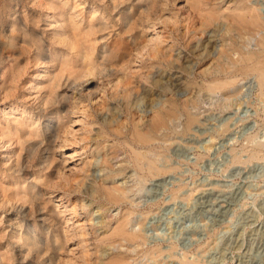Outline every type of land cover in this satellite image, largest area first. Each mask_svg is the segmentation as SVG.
Returning a JSON list of instances; mask_svg holds the SVG:
<instances>
[{"label": "rangeland", "instance_id": "374dc122", "mask_svg": "<svg viewBox=\"0 0 264 264\" xmlns=\"http://www.w3.org/2000/svg\"><path fill=\"white\" fill-rule=\"evenodd\" d=\"M108 1L0 0V264H264V27L238 21L246 0H155L131 30Z\"/></svg>", "mask_w": 264, "mask_h": 264}, {"label": "bare ground", "instance_id": "6f19581e", "mask_svg": "<svg viewBox=\"0 0 264 264\" xmlns=\"http://www.w3.org/2000/svg\"><path fill=\"white\" fill-rule=\"evenodd\" d=\"M108 1V0H107ZM148 2L147 3V5H142V3L143 2ZM158 1V0H157ZM53 2V1H52ZM109 2V4H110V6H112V8L115 10V9H117V8H119V6L120 5H123L124 7L126 6V5H130V9L128 8H121L120 10H119V13H117V14H119L120 16H121V19H124V21L126 22V24H127V27L129 28V29H133V27H132V25L136 22H134V23H132L131 22V20H132V18H130V17H132V11H134L133 9H134V7L137 5V3L138 4H140V5H138L139 6V9L141 8V10H140V13L143 15V14H145V13H147L148 15H149V9H151V5H154L155 4V0H109L108 1ZM167 2V1H166ZM249 2H251V5H249L248 3ZM54 3V2H53ZM96 3V2H95ZM168 3V2H167ZM158 4V3H157ZM246 4L247 5H244V7H242L241 9V11L243 12L242 14H239L238 15V21L239 22H241V23H245L246 24V26H247V28H249V29H252L254 32H258V31H260L263 27H264V18H263V16H262V14H261V11L258 9V7H257V5L256 4H254V2H253V0H246ZM95 5V4H94ZM97 5V4H96ZM170 5V4H169ZM157 6V5H156ZM102 7V6H101ZM122 7V6H121ZM155 7V6H154ZM153 7V8H154ZM159 7V6H158ZM168 7V6H167ZM136 10V9H135ZM154 10V9H153ZM91 11H92V9H91ZM96 11V10H95ZM139 11V10H138ZM136 12H137V10H136ZM159 12H160V10H159ZM95 13V12H94ZM109 13V12H108ZM107 13V14H108ZM135 13V12H134ZM61 14V13H60ZM115 14V13H114ZM116 14V15H117ZM51 15V14H50ZM204 15V14H203ZM75 17V16H74ZM91 17V16H90ZM114 17H115V15H114ZM118 17V16H117ZM136 17V16H135ZM76 18V17H75ZM74 18V19H75ZM105 19V18H104ZM136 19V18H135ZM156 19V18H155ZM155 19H153V20H155ZM158 19V18H157ZM156 19V20H157ZM100 21V20H99ZM159 21V20H158ZM114 22V21H113ZM130 22L132 23V25L130 24ZM155 22V21H154ZM149 23V22H148ZM152 23V22H151ZM76 24V23H75ZM97 24V23H96ZM137 24V23H136ZM139 25V24H138ZM137 25V26H138ZM155 25H156V23H155ZM99 26V25H98ZM97 26V27H98ZM141 27H142V25H141ZM244 27V26H243ZM95 28H96V26H95ZM71 29V28H70ZM98 29V28H97ZM92 31H93V29H92ZM149 31V30H148ZM236 31V30H235ZM85 32V31H84ZM64 33H66V32H64ZM78 33H79V31H78ZM80 34V33H79ZM137 34V33H136ZM243 34V33H242ZM76 36H78V35H74V37L76 38ZM60 37V36H59ZM89 37V36H88ZM97 37V36H96ZM95 37V38H96ZM92 38V37H91ZM84 39H86V38H84ZM97 39V38H96ZM81 40V39H80ZM68 41V40H67ZM79 41V40H78ZM91 41V40H90ZM236 41V40H235ZM73 42V41H72ZM77 42V41H76ZM97 42V41H96ZM264 41H262L261 43L264 45V43H263ZM74 43V42H73ZM78 43V42H77ZM82 43V42H81ZM138 43V42H137ZM68 45V44H67ZM70 45H71V43H70ZM83 45V44H82ZM71 48V47H70ZM82 48V47H81ZM87 49V48H86ZM90 49V48H89ZM105 49V48H104ZM80 50V49H79ZM82 50H83V48H82ZM97 51V50H96ZM99 52V51H98ZM108 51L106 50L105 51V54H104V58L103 59H105V60H107L106 58L107 57H109L110 56V53H107ZM81 53V52H80ZM97 54V53H96ZM95 56V55H94ZM93 56V57H94ZM97 57V56H96ZM95 57V58H96ZM124 57V56H123ZM90 58H91V56H90ZM246 58V59H245ZM243 59H245V60H248V61H250V60H253V57L252 56H247V57H243ZM264 59V58H263ZM83 60V59H82ZM255 62V61H254ZM67 63V62H66ZM66 65V64H65ZM68 65V64H67ZM99 65V64H98ZM108 65V64H107ZM96 66V61H94L93 60V58H91V62H90V69L92 70L94 67ZM254 66V65H253ZM79 67V66H78ZM109 67V66H108ZM82 68V67H81ZM105 68V67H104ZM253 70H255V71H257L258 72V74H259V80H260V82H261V87H262V89L261 90H263L264 91V62L263 61H258L257 63H256V65L252 68ZM102 70V69H101ZM18 72V71H17ZM54 78V77H53ZM62 81V80H61ZM68 82H70V81H68ZM71 82H73L72 84H74V83H76L77 84V80H75V79H72L71 80ZM80 82V81H79ZM56 83V82H55ZM66 84V83H65ZM229 84H231V82L230 81H225V82H220V81H218V80H214V83L210 86V89H212L213 91L214 90H216V89H218V88H220L221 86H225V85H229ZM79 85H80V83H79ZM56 86V85H55ZM72 87V88H71ZM78 88V86H75L74 85V87L73 86H67L65 89H64V91H63V93H64V95H63V97L61 98L62 100H71V97L69 96V92L70 91H72V90H74V89H77ZM54 90V89H53ZM79 92H80V90H79ZM262 92V91H261ZM54 94V93H53ZM60 94V93H59ZM47 96V95H46ZM59 96L60 95H56V94H54V102H58V98H59ZM45 102V101H44ZM50 101H48V103H49ZM47 103V104H48ZM49 105V104H48ZM65 105V104H64ZM43 108V107H42ZM60 108V107H59ZM37 117H39V116H37ZM59 117V116H58ZM56 118V117H55ZM59 120V119H58ZM194 117L193 116H191L190 118H189V124H191L192 122H194ZM38 122V121H37ZM39 124V123H38ZM45 126V125H44ZM43 126V127H44ZM62 126V125H61ZM58 127V126H57ZM42 128V127H41ZM57 129V128H56ZM52 132V131H51ZM61 132V131H60ZM54 133V132H53ZM50 134V133H49ZM32 135V134H31ZM49 136V135H48ZM52 136V135H51ZM45 137V136H44ZM52 138V137H51ZM54 140V139H53ZM56 140V139H55ZM142 140H144L145 142H150L148 139L147 140H145L144 138H142ZM18 141V140H17ZM25 141V140H24ZM31 141V140H30ZM27 141H25V143H26ZM24 144V143H23ZM22 145V144H21ZM20 145V146H21ZM36 145H38L37 143H32L31 145H29L28 146V151H33V150H35L36 148H35V146ZM19 147V146H18ZM26 147V146H25ZM24 146H22V148H25ZM56 147V142H53V141H51L50 142V144L48 145V146H46L45 147V157L47 158V165L48 166H46V169H48V171L50 170V168L53 166V165H56V164H54V161H56L57 160V157L55 156V154L53 153V151H52V149H54ZM21 148V147H20ZM31 153V152H30ZM22 154V153H21ZM32 154V153H31ZM134 154H135V156H136V161L138 162V165L141 167V168H143L144 166H146L147 167V169L152 173L153 171H157V170H161L160 169V167L158 166V164H157V161H156V159H155V154H154V150L153 149H149V150H146V152H142V151H139V150H137V149H134ZM24 155V154H23ZM30 155V154H29ZM44 157V158H45ZM28 158V157H27ZM24 160V159H23ZM18 161H20V160H18ZM42 161H44V160H42ZM143 161V162H142ZM17 162V161H16ZM45 162V161H44ZM52 168H54V166L52 167ZM51 168V169H52ZM55 168H57V167H55ZM10 169V168H9ZM12 170V169H11ZM144 170V169H143ZM20 172V171H19ZM53 172V171H52ZM49 173V172H48ZM47 173V174H48ZM56 174V173H55ZM53 179V178H52ZM25 181H26V179H25ZM42 181V180H41ZM45 182V181H44ZM33 184V183H32ZM30 186V185H29ZM32 186H30V188H31ZM29 188V187H28ZM104 192H105V195H107V198L109 199V200H111V201H116V202H122L123 200H125L127 197H129V195H128V191H127V189L126 188H121V187H118V186H113V187H110V188H105L104 189ZM20 193L21 192H17V196H21L20 195ZM36 197H37V195H33V197H30V195L29 194H26V193H24L22 196H21V199H23V198H28L27 200H24L25 202H27L28 200H30V199H36ZM41 203V202H40ZM13 204V203H12ZM25 211V210H24ZM56 212V211H55ZM42 213H44V212H42ZM57 214V213H56ZM50 216V215H49ZM20 217V216H19ZM52 217V216H51ZM125 217V216H124ZM46 218V217H45ZM19 219V218H18ZM53 220V219H52ZM51 220V221H52ZM121 220V221H120ZM119 221H120V225H118V234L119 235H122L123 236V239L125 240V241H127V242H129V243H131V242H135V241H137L140 237H141V235H140V233L139 232H136V231H133V230H130L129 228H128V225H129V220H127V217H125V218H122V219H120ZM26 221V220H25ZM41 221V220H40ZM45 223V222H44ZM15 224V223H14ZM59 224V223H58ZM55 226H56V224H55ZM54 226V227H55ZM61 226V225H60ZM17 228V227H16ZM22 229H21V233H20V236L21 237H24V235H25V239H24V244H26V246H27V248L31 251V250H36V251H39V250H41V247L39 246V244H40V240H38L37 239V232H36V229L35 228H30V227H28L27 228V230H26V233H24L23 231V227H21ZM57 228H58V226H57ZM57 228H53L54 230H53V232H57L58 231V229ZM19 229V228H18ZM47 229V228H46ZM38 230V229H37ZM59 230H60V228H59ZM64 230V229H63ZM47 231V230H46ZM52 231V230H51ZM50 232V230L48 231V233ZM52 232V233H53ZM65 232V231H64ZM15 235V234H14ZM57 235H59V234H57ZM57 235H55V237L54 238H49V239H47V241H46V243L45 244H48V243H52L53 241H56V243H57V245H58V242L60 241L59 240V236H57ZM40 236V235H39ZM52 236V235H51ZM42 238V237H41ZM43 240V239H42ZM62 241V240H61ZM54 244V243H53ZM44 245V244H43ZM42 246V245H41ZM65 248V247H64ZM62 249V248H61ZM59 250V249H58ZM63 250V249H62ZM20 252V251H19ZM22 252H24V251H22ZM29 253V252H28ZM65 254V253H64ZM63 254V255H64ZM13 255V254H12ZM59 255V254H58ZM62 255V256H63ZM61 256V255H60ZM61 256V257H62ZM47 257V256H46ZM31 258V257H30ZM28 263V262H27ZM32 263V262H31ZM30 264V263H29ZM133 264H136V263H133ZM185 264H200V263H197V262H185Z\"/></svg>", "mask_w": 264, "mask_h": 264}]
</instances>
